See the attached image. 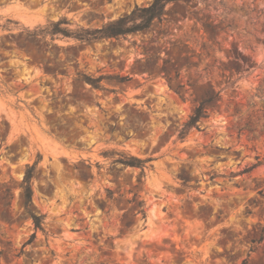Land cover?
Returning <instances> with one entry per match:
<instances>
[{
  "label": "rangeland",
  "instance_id": "obj_1",
  "mask_svg": "<svg viewBox=\"0 0 264 264\" xmlns=\"http://www.w3.org/2000/svg\"><path fill=\"white\" fill-rule=\"evenodd\" d=\"M152 1L0 0V264H264V0H182L118 39L44 32ZM37 161L44 232L20 187Z\"/></svg>",
  "mask_w": 264,
  "mask_h": 264
},
{
  "label": "trees",
  "instance_id": "obj_2",
  "mask_svg": "<svg viewBox=\"0 0 264 264\" xmlns=\"http://www.w3.org/2000/svg\"><path fill=\"white\" fill-rule=\"evenodd\" d=\"M182 0H153L150 4L146 6L135 7L129 14L121 16L120 18L111 21L110 23L97 28V29H81L79 31L73 32L68 28H61L63 24H67L65 20H59L58 22L52 23L51 28L45 30L44 32L49 33L52 36L61 35L67 38H74L75 40L81 42H95L97 40L104 39H118L120 37H125L127 35L146 32L152 29L156 22L161 23L167 12V6L171 3L180 2ZM206 30H211L214 32V28L209 25H203ZM106 79L105 76H100L97 79H92L91 77L83 75V81L89 83L93 88H102L101 82ZM127 78H118L119 83H123ZM169 84L172 87L171 80ZM178 94L180 92L178 89L173 88ZM220 98V92L212 91V94L203 99L198 103L191 115L189 121L185 124L182 132L181 138H185L188 132L193 129H199V123L209 118V111L212 107V103H215ZM132 162L125 163L131 167L143 168L147 161L140 160L137 158H131ZM39 161L35 162L33 165H27L26 171L24 173L21 189H22V207L26 215L32 220L36 230H41L44 232V220L45 216L38 214L34 210L33 204V179L35 178ZM7 194H0V206L2 208H10L13 195L10 189H6Z\"/></svg>",
  "mask_w": 264,
  "mask_h": 264
},
{
  "label": "bare ground",
  "instance_id": "obj_3",
  "mask_svg": "<svg viewBox=\"0 0 264 264\" xmlns=\"http://www.w3.org/2000/svg\"><path fill=\"white\" fill-rule=\"evenodd\" d=\"M21 19H22V21H24L25 23H28V24H32L33 22L31 21V19H28V18H26V17H22L21 16ZM35 22V21H34ZM34 25V24H33Z\"/></svg>",
  "mask_w": 264,
  "mask_h": 264
}]
</instances>
